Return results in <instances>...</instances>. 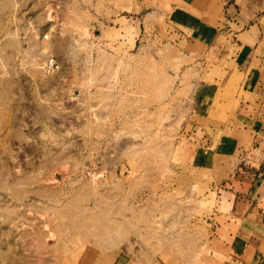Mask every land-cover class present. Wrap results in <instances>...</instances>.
I'll list each match as a JSON object with an SVG mask.
<instances>
[{"label":"rangeland","instance_id":"rangeland-1","mask_svg":"<svg viewBox=\"0 0 264 264\" xmlns=\"http://www.w3.org/2000/svg\"><path fill=\"white\" fill-rule=\"evenodd\" d=\"M169 10L0 0V264H239L218 138L259 97Z\"/></svg>","mask_w":264,"mask_h":264},{"label":"crops","instance_id":"crops-1","mask_svg":"<svg viewBox=\"0 0 264 264\" xmlns=\"http://www.w3.org/2000/svg\"><path fill=\"white\" fill-rule=\"evenodd\" d=\"M162 3L169 4L167 21L180 35L217 53L218 60L224 56L223 60L243 74L244 82L252 83V89L244 88V93L250 91L259 97L254 103L241 97L235 116L229 120L236 130L229 137L221 133L218 139L224 141L220 146L223 156L228 154L246 163L237 167L236 162L228 172L229 181L222 185L231 215L239 220L229 248L239 264H264V179L259 171L264 161V0H161Z\"/></svg>","mask_w":264,"mask_h":264},{"label":"built area","instance_id":"built-area-1","mask_svg":"<svg viewBox=\"0 0 264 264\" xmlns=\"http://www.w3.org/2000/svg\"><path fill=\"white\" fill-rule=\"evenodd\" d=\"M42 65L47 73L54 72L58 68L56 60L53 57L46 58Z\"/></svg>","mask_w":264,"mask_h":264}]
</instances>
